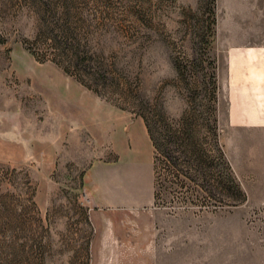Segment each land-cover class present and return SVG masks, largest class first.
<instances>
[{
  "label": "rangeland",
  "instance_id": "rangeland-1",
  "mask_svg": "<svg viewBox=\"0 0 264 264\" xmlns=\"http://www.w3.org/2000/svg\"><path fill=\"white\" fill-rule=\"evenodd\" d=\"M236 1L0 0V264H264V129L227 131L216 37L264 0ZM100 167L152 200L102 207Z\"/></svg>",
  "mask_w": 264,
  "mask_h": 264
},
{
  "label": "crops",
  "instance_id": "crops-1",
  "mask_svg": "<svg viewBox=\"0 0 264 264\" xmlns=\"http://www.w3.org/2000/svg\"><path fill=\"white\" fill-rule=\"evenodd\" d=\"M262 1L237 0L230 9L246 20L251 18L249 14L252 11L261 9ZM216 37L217 47L222 51L223 69L219 83L225 102L223 116L227 131L263 130L264 29L226 24L218 26ZM133 171L135 167L128 168L125 175L130 179L134 175ZM103 172L104 169L100 167L90 172L87 179L89 183L95 176L103 177L105 184L96 193L102 207L117 202L126 205L142 202L144 205L152 200V191L145 189L141 192V186L135 183L119 185L114 193L108 189Z\"/></svg>",
  "mask_w": 264,
  "mask_h": 264
},
{
  "label": "built area",
  "instance_id": "built-area-1",
  "mask_svg": "<svg viewBox=\"0 0 264 264\" xmlns=\"http://www.w3.org/2000/svg\"><path fill=\"white\" fill-rule=\"evenodd\" d=\"M83 198L88 204L91 203V196H90L89 193L85 192L84 195H83Z\"/></svg>",
  "mask_w": 264,
  "mask_h": 264
},
{
  "label": "trees",
  "instance_id": "trees-1",
  "mask_svg": "<svg viewBox=\"0 0 264 264\" xmlns=\"http://www.w3.org/2000/svg\"><path fill=\"white\" fill-rule=\"evenodd\" d=\"M154 144H155V147H156V149H157V144H156L155 140H154Z\"/></svg>",
  "mask_w": 264,
  "mask_h": 264
}]
</instances>
